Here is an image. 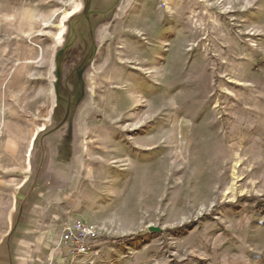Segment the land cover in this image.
<instances>
[{"label": "rangeland", "instance_id": "374dc122", "mask_svg": "<svg viewBox=\"0 0 264 264\" xmlns=\"http://www.w3.org/2000/svg\"><path fill=\"white\" fill-rule=\"evenodd\" d=\"M74 1L0 0V252ZM98 38L35 264H264V0H121ZM74 220L99 231L93 263L61 243Z\"/></svg>", "mask_w": 264, "mask_h": 264}, {"label": "crops", "instance_id": "0c3cea01", "mask_svg": "<svg viewBox=\"0 0 264 264\" xmlns=\"http://www.w3.org/2000/svg\"><path fill=\"white\" fill-rule=\"evenodd\" d=\"M121 0H76L55 56L54 97L30 151L32 173L20 188L18 210L0 252V264H35L46 211L74 180L82 140L88 78L98 37Z\"/></svg>", "mask_w": 264, "mask_h": 264}, {"label": "built area", "instance_id": "2783aa9c", "mask_svg": "<svg viewBox=\"0 0 264 264\" xmlns=\"http://www.w3.org/2000/svg\"><path fill=\"white\" fill-rule=\"evenodd\" d=\"M61 243L75 258L90 263L99 257L102 246L98 229L81 220H74L64 226Z\"/></svg>", "mask_w": 264, "mask_h": 264}, {"label": "trees", "instance_id": "16d2710c", "mask_svg": "<svg viewBox=\"0 0 264 264\" xmlns=\"http://www.w3.org/2000/svg\"><path fill=\"white\" fill-rule=\"evenodd\" d=\"M260 211L264 212V206H260Z\"/></svg>", "mask_w": 264, "mask_h": 264}, {"label": "water", "instance_id": "95a60500", "mask_svg": "<svg viewBox=\"0 0 264 264\" xmlns=\"http://www.w3.org/2000/svg\"><path fill=\"white\" fill-rule=\"evenodd\" d=\"M151 231H159L157 228H151Z\"/></svg>", "mask_w": 264, "mask_h": 264}, {"label": "bare ground", "instance_id": "6f19581e", "mask_svg": "<svg viewBox=\"0 0 264 264\" xmlns=\"http://www.w3.org/2000/svg\"><path fill=\"white\" fill-rule=\"evenodd\" d=\"M232 83H235V84H237V85H242V83H240V82H232ZM183 132V131H182Z\"/></svg>", "mask_w": 264, "mask_h": 264}]
</instances>
